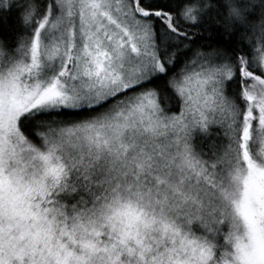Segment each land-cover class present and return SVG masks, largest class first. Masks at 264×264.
<instances>
[{
	"label": "snow or ice",
	"instance_id": "obj_1",
	"mask_svg": "<svg viewBox=\"0 0 264 264\" xmlns=\"http://www.w3.org/2000/svg\"><path fill=\"white\" fill-rule=\"evenodd\" d=\"M0 264H264V0H0Z\"/></svg>",
	"mask_w": 264,
	"mask_h": 264
}]
</instances>
